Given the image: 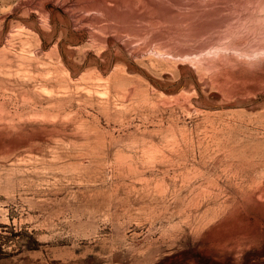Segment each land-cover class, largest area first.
<instances>
[{
    "label": "rangeland",
    "instance_id": "1",
    "mask_svg": "<svg viewBox=\"0 0 264 264\" xmlns=\"http://www.w3.org/2000/svg\"><path fill=\"white\" fill-rule=\"evenodd\" d=\"M140 1L0 0V264H264V0Z\"/></svg>",
    "mask_w": 264,
    "mask_h": 264
},
{
    "label": "bare ground",
    "instance_id": "2",
    "mask_svg": "<svg viewBox=\"0 0 264 264\" xmlns=\"http://www.w3.org/2000/svg\"><path fill=\"white\" fill-rule=\"evenodd\" d=\"M79 2H80L79 5H83L84 7L85 6L86 7H98L101 11H103L104 17L95 16V17H92V18H88V17L87 18L84 17V19L81 18L82 21H84V22L88 21L89 25L91 24L92 26H94V28L97 27L98 29L101 28V30H102L104 28V26H107L109 24V22L110 23L113 22V24H114V22H116L119 25L118 26L116 23L114 25L113 24H109L108 25V26L117 28L116 29L117 30L116 35L110 36V37H102L101 35L97 34V32H95L93 29H90L92 31V32H89V33H91V35H90V41H92L94 43H97L98 42V44H102L104 47H107L106 44H108L109 39H115L119 43L122 42V44H121L122 47L120 48V52L122 53V56H126V53L127 52H132V54H139L141 50H145L148 46H150V44L148 42L145 46H143L141 48H131L130 47L131 45H129V43H127V42L122 41V37H121V35H123V33L128 32V31H132V34L140 35V36L145 35L146 33L149 34V32L151 33V31L149 29H144V28L141 29V28L134 27V24L136 23V21L134 20L135 18H143L142 20H144V19H148L149 17H151V16H149L147 14H141V13L139 14V13L136 12L140 8V6H139V4L141 2L140 0H116V5L115 6H109L108 0H85V1L79 0ZM145 2L149 3L150 5H152L155 9H159V8L163 9V7H164V9H170V10L172 9L170 5L169 6L168 5H165L160 0H145ZM32 4H33L32 2L29 3V5H32ZM154 8L151 9V10H154ZM67 12H70V11H67ZM180 14L181 13H178L179 16H180ZM70 16L74 18L75 17V14H72V12H71L70 13ZM182 16L183 17H188L189 14L186 13V14H184ZM168 18H170V17H168ZM104 20L109 21L108 24L106 23L107 25H103L102 24V22ZM167 20H170V19H167ZM171 21H172V23H173V21L175 22V23H173V25H174L173 27H177V24L176 23L179 22V20H177L176 17L175 18L171 17ZM190 24H192V23H189V25ZM107 27H106V29H109V27L108 28ZM204 28H205L204 24H200L199 26L196 27L195 30L197 32H202V31H204ZM187 29H188L187 30V33H184L185 35L189 34L190 28H187ZM133 30H135V31H133ZM176 32H178V31H176ZM164 34L166 35L167 33L165 32ZM178 34H179V36H182L183 33L182 32H179ZM152 36H153V34H152ZM161 37H162V35H161ZM166 37L167 36H165L164 39ZM182 39L185 40V38H182ZM174 50H176L177 52H183V51H186V50H191V48L182 47L181 46V47L176 48ZM168 51H169V48H168ZM207 65L209 67H211V68L215 66L212 62L207 63ZM116 68H118V66Z\"/></svg>",
    "mask_w": 264,
    "mask_h": 264
}]
</instances>
